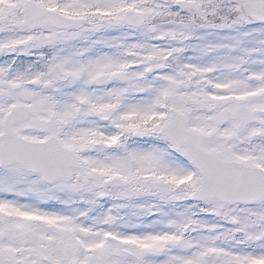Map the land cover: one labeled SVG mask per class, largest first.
I'll return each instance as SVG.
<instances>
[{"label":"snow or ice","instance_id":"snow-or-ice-1","mask_svg":"<svg viewBox=\"0 0 264 264\" xmlns=\"http://www.w3.org/2000/svg\"><path fill=\"white\" fill-rule=\"evenodd\" d=\"M0 264H264V0H0Z\"/></svg>","mask_w":264,"mask_h":264}]
</instances>
